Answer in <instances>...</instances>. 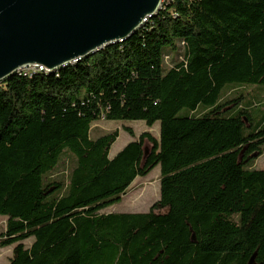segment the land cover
Here are the masks:
<instances>
[{
	"label": "trees",
	"instance_id": "trees-1",
	"mask_svg": "<svg viewBox=\"0 0 264 264\" xmlns=\"http://www.w3.org/2000/svg\"><path fill=\"white\" fill-rule=\"evenodd\" d=\"M243 85L264 87V0H164L122 42L0 81L8 264H264V102L226 96ZM99 119L159 135L110 158ZM157 165L147 212H101Z\"/></svg>",
	"mask_w": 264,
	"mask_h": 264
},
{
	"label": "water",
	"instance_id": "water-1",
	"mask_svg": "<svg viewBox=\"0 0 264 264\" xmlns=\"http://www.w3.org/2000/svg\"><path fill=\"white\" fill-rule=\"evenodd\" d=\"M163 0H0V81L23 68L47 71L122 42Z\"/></svg>",
	"mask_w": 264,
	"mask_h": 264
},
{
	"label": "rangeland",
	"instance_id": "rangeland-1",
	"mask_svg": "<svg viewBox=\"0 0 264 264\" xmlns=\"http://www.w3.org/2000/svg\"><path fill=\"white\" fill-rule=\"evenodd\" d=\"M33 68L34 67H31L29 69L34 70ZM257 86H235L227 91L226 96H230L235 91H242V93L246 95V100L251 99L253 106H256L258 101L255 98H251L252 96H257L260 101L264 102V87L262 86L263 88H258ZM242 101H244V99ZM126 128L132 129L133 136L126 130ZM114 130H117L119 134L109 150L110 157H113L127 143L136 141L142 132L148 131L155 137H158L159 123L155 122L154 125L149 127L143 120L108 121L105 119H99L92 125L90 136L96 138ZM144 151L147 153L148 148L145 147ZM252 166L255 169H264V152L252 162ZM60 168L61 167H59V169ZM159 175L160 167L157 165L145 176L134 180L126 193L122 196L120 202L103 209L101 212H147L153 202L159 198ZM5 220L6 218L0 215V236L5 228ZM31 240L32 239H27L24 243L28 245ZM12 248L13 245L0 247V264L9 263V258L12 255Z\"/></svg>",
	"mask_w": 264,
	"mask_h": 264
},
{
	"label": "built area",
	"instance_id": "built-area-1",
	"mask_svg": "<svg viewBox=\"0 0 264 264\" xmlns=\"http://www.w3.org/2000/svg\"><path fill=\"white\" fill-rule=\"evenodd\" d=\"M163 2H164V0H163ZM163 2H162V4H163ZM161 8H162V5H161ZM161 8H160V9H161ZM33 67H34L33 69H35V68H43V67H41V66H33ZM29 68H31V67L23 68V71L31 72L32 69H29Z\"/></svg>",
	"mask_w": 264,
	"mask_h": 264
},
{
	"label": "bare ground",
	"instance_id": "bare-ground-1",
	"mask_svg": "<svg viewBox=\"0 0 264 264\" xmlns=\"http://www.w3.org/2000/svg\"><path fill=\"white\" fill-rule=\"evenodd\" d=\"M156 14H157V13H156ZM148 19H149V18H148ZM144 22H145V21H144ZM39 69H41V70L43 69V70L47 71L44 67H43V68H38V70H39ZM22 70H23V69H22ZM22 70H20V71H22ZM47 72H49V71H47Z\"/></svg>",
	"mask_w": 264,
	"mask_h": 264
},
{
	"label": "crops",
	"instance_id": "crops-1",
	"mask_svg": "<svg viewBox=\"0 0 264 264\" xmlns=\"http://www.w3.org/2000/svg\"><path fill=\"white\" fill-rule=\"evenodd\" d=\"M110 157V156H109ZM111 158V157H110ZM139 178H141V177H137L135 180H137V179H139ZM134 182V181H133Z\"/></svg>",
	"mask_w": 264,
	"mask_h": 264
}]
</instances>
